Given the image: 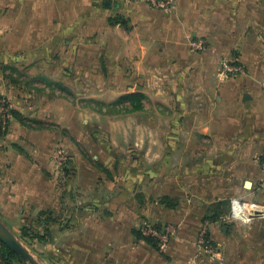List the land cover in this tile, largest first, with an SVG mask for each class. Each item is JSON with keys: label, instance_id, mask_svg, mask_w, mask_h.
Wrapping results in <instances>:
<instances>
[{"label": "crops", "instance_id": "crops-1", "mask_svg": "<svg viewBox=\"0 0 264 264\" xmlns=\"http://www.w3.org/2000/svg\"><path fill=\"white\" fill-rule=\"evenodd\" d=\"M223 60L242 72H221ZM2 61L5 69L38 66L48 82H114L112 96L170 98L176 135L155 157L167 161L174 148L175 163H161L158 174L161 193L180 206L163 218L180 225L177 241L187 244L209 225L207 264H264V0H175L170 11L147 0H0V94L23 115ZM26 128L13 121L0 137V202L8 205H19V193L48 191L43 169L15 148L34 143ZM233 199L247 206V221L232 217ZM154 253L131 240L115 258L145 264Z\"/></svg>", "mask_w": 264, "mask_h": 264}, {"label": "rangeland", "instance_id": "rangeland-1", "mask_svg": "<svg viewBox=\"0 0 264 264\" xmlns=\"http://www.w3.org/2000/svg\"><path fill=\"white\" fill-rule=\"evenodd\" d=\"M225 65L234 63L221 62V72L228 76L242 72L237 64L241 70L233 72ZM1 69L25 111L20 113L24 122L15 119L11 99L0 94V120L2 125L10 120L9 131L13 121L32 130L34 143L15 148L43 169L48 191L32 198L19 193L23 199L19 205L9 203L17 207L10 217L3 215V207L9 205L1 201L0 219L18 220L6 225L37 261L119 264L122 258L116 262L115 256L133 240L141 250L156 251L144 257L145 264H152L156 256L155 264L208 263L215 249L209 225H201L187 244L177 241L180 225L163 218L165 212L177 215L180 206L174 194L161 193L164 176L158 174L161 163H175L174 148L167 161L155 157L171 148L160 146V141L176 135L175 113L167 110L170 98L144 97L137 108L124 97L111 95L114 82L105 86L74 78L48 82L40 79L38 66L5 69L3 61ZM144 171L147 182L140 178ZM24 227L31 229L26 240Z\"/></svg>", "mask_w": 264, "mask_h": 264}, {"label": "trees", "instance_id": "trees-1", "mask_svg": "<svg viewBox=\"0 0 264 264\" xmlns=\"http://www.w3.org/2000/svg\"><path fill=\"white\" fill-rule=\"evenodd\" d=\"M143 98H144L143 94L135 93V94L128 95L127 97H124L123 99L128 100L131 103H135V106L137 108H139L142 106V99ZM0 114H1V111H0ZM10 114L15 119H18L19 121L24 122L22 115L18 111L10 110ZM4 122H5V125L4 124L2 125V121L0 120V137L6 136L9 132L10 120H5V121H3V123ZM50 212L53 213L52 211H50ZM30 230L31 229H29L27 227L23 228L22 236H23L24 240H26V237L29 235ZM47 232H49V229H47ZM37 237H39L40 239H44L40 235L39 236L37 235ZM144 239H146L145 241H147L148 243H151V244L153 243L148 238H144ZM0 264H25V262L13 250H11L7 245H5L4 243H2L0 241Z\"/></svg>", "mask_w": 264, "mask_h": 264}, {"label": "water", "instance_id": "water-1", "mask_svg": "<svg viewBox=\"0 0 264 264\" xmlns=\"http://www.w3.org/2000/svg\"><path fill=\"white\" fill-rule=\"evenodd\" d=\"M251 185L252 183L250 181L246 182L247 187H251ZM255 214H258V212H255ZM0 241L13 250L24 262L28 264H41L35 259L22 240L1 219Z\"/></svg>", "mask_w": 264, "mask_h": 264}, {"label": "built area", "instance_id": "built-area-1", "mask_svg": "<svg viewBox=\"0 0 264 264\" xmlns=\"http://www.w3.org/2000/svg\"><path fill=\"white\" fill-rule=\"evenodd\" d=\"M147 1L152 5V7L160 9V10H164V11H170L175 6V0H147ZM225 68L229 72L241 70V68L235 64L233 65V67L225 65ZM232 204H233L232 205V217L233 218L240 219V220H247L248 219L247 217L250 218V216H247L248 211L245 212L247 206L244 203H242L239 200H233ZM252 211L255 212V210H252Z\"/></svg>", "mask_w": 264, "mask_h": 264}]
</instances>
